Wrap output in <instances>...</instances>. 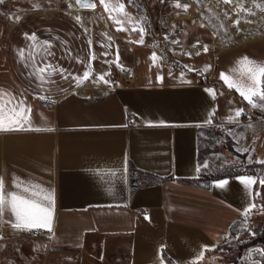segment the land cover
Returning a JSON list of instances; mask_svg holds the SVG:
<instances>
[{"label": "crops", "instance_id": "1", "mask_svg": "<svg viewBox=\"0 0 264 264\" xmlns=\"http://www.w3.org/2000/svg\"><path fill=\"white\" fill-rule=\"evenodd\" d=\"M142 1L149 27L126 0L113 11L97 0L113 41L99 28L88 41L74 20L45 11L0 26V104L30 109L25 130L0 131V179L6 196L36 186L53 198L41 264H164L162 250L168 264L214 262L230 227L259 212L264 130L240 122L248 101L221 74L249 85L243 58L264 65V35L229 42L203 12H214L209 1ZM108 59L133 64V82L108 79ZM88 78L98 86L80 88ZM213 158L245 170L212 175L222 167ZM130 166L146 182L131 194ZM248 176L256 183L245 187ZM14 221L6 210L0 228Z\"/></svg>", "mask_w": 264, "mask_h": 264}, {"label": "rangeland", "instance_id": "2", "mask_svg": "<svg viewBox=\"0 0 264 264\" xmlns=\"http://www.w3.org/2000/svg\"><path fill=\"white\" fill-rule=\"evenodd\" d=\"M21 1V5L23 6H26V1H31L34 5V7L31 8L33 12L45 11L47 13H53L57 15H66L69 20L75 21V19H73L75 17H73L72 14L69 13L70 10H75L74 8H69V5L73 4V1ZM122 1L125 0H107L110 11H113V9L116 8L115 3H120ZM205 1H209L211 3V7L212 5L214 6V12L210 13L208 11L209 5L204 8L203 12L212 20V22H214L215 25H217V27L221 29V33L228 38L227 40L229 42L239 41L241 35H244L246 33V30L248 29L253 31L251 33H246L245 36L253 37L264 35V14L262 13V11L264 10V1L257 2L258 0H235L237 1L236 8H233L229 4V2L233 0H229V2L227 3H225V0ZM24 9L26 10L28 8L24 7ZM23 14L24 13L19 14L18 19ZM237 21L238 23H236ZM105 67L107 70L109 69L108 65H105ZM84 84L88 86V88H92L98 86V81L96 78H88L87 81L84 82ZM255 114L258 116L262 115L260 109H256ZM254 115H250L248 117H245L244 115V118L246 123L255 124V132L252 134H258L261 130H264V119H262L260 123H258L257 121L250 122L249 120ZM207 152H215V148H212V150L208 149ZM215 163L222 165V163L217 158H213L209 162V164ZM206 164H208V162ZM244 170L245 168L243 169V171ZM229 172L233 171L231 169H228V167L222 165L219 171H214L211 174L217 175L220 173ZM259 192L261 202L257 204L259 212L255 216L254 220H249L247 219V217H243L230 227L225 235V240L223 241V243L218 247V249H215L211 253L212 259L215 260L214 262L205 259L193 264H227L229 261H233L235 264H255V261L249 260L257 258L262 259V255L260 254V252L264 251V248L262 247L260 241L257 242L258 238H255V235L257 234V232L264 229V186H261ZM244 226H246V229H244ZM0 237H2V239H0V264H41L40 260H38L31 251L32 242L28 238H26V236L10 235V232L8 230L0 228ZM3 243H6L5 246H3ZM17 243H20V245L18 246ZM258 264H261V262H259Z\"/></svg>", "mask_w": 264, "mask_h": 264}, {"label": "snow or ice", "instance_id": "3", "mask_svg": "<svg viewBox=\"0 0 264 264\" xmlns=\"http://www.w3.org/2000/svg\"><path fill=\"white\" fill-rule=\"evenodd\" d=\"M3 0H0L2 3ZM77 4L81 7L94 8L95 5L92 4L91 0H76ZM229 0H225V3ZM100 3L108 10L109 5L106 3V0H100ZM123 4L120 5V10L123 11ZM175 7H184L187 9V5H181L179 2L175 4ZM79 19V18H78ZM238 23V21L236 22ZM143 30H141L142 32ZM26 38L34 40L35 34L28 36ZM142 42V41H141ZM199 42L197 41V44ZM196 47V45H193ZM205 52L208 51L207 46H204L203 49ZM199 54V53H197ZM152 59H156V55L153 54ZM243 60L246 62L245 65L241 68V74L246 75L250 81L249 85L241 86L238 82L232 81L228 76L221 74V79L224 80L229 88H235L240 95L248 101L249 104H252L253 107H256L257 104L254 103V98H259L260 101H264V88L259 87L261 84H264V65H257L254 61L249 60L247 57H244ZM43 71V70H41ZM85 78L88 76V73L84 74ZM159 79V77H158ZM107 83V81H105ZM211 94L212 89H207ZM4 93L0 90V96H3ZM43 99V97H42ZM30 109L23 105V102H19L14 108L10 109L6 114L3 108V105L0 104V131H17L25 130L23 125L27 121V116L25 115ZM242 110H238L236 115H241ZM5 120H7L8 126H5ZM31 130V129H28ZM39 131L40 129H35ZM50 130V129H49ZM264 163V161H261ZM206 166V165H205ZM239 180L245 187H249L256 183V179L253 177H239ZM228 182L225 180L219 181L216 185L217 187L224 188ZM261 186H264V179L259 180ZM17 187H21L19 184ZM24 193H29L26 197L18 193L12 192L7 193V196L4 195V182L0 179V216H2L6 210L10 211L12 216L15 217V221L11 222V227L20 230L26 229L31 231L32 229H42L47 228L51 231V221H52V201L53 198L51 194H45L43 190H39L36 186L23 187ZM250 207H255L251 205ZM247 214V211L245 212ZM2 239V237H0ZM207 249V246H205ZM260 254L264 256V251H261Z\"/></svg>", "mask_w": 264, "mask_h": 264}, {"label": "built area", "instance_id": "4", "mask_svg": "<svg viewBox=\"0 0 264 264\" xmlns=\"http://www.w3.org/2000/svg\"><path fill=\"white\" fill-rule=\"evenodd\" d=\"M126 1L135 7L143 23H145V25L149 27L147 11L145 9V5L143 1L142 0H126ZM21 2H22L21 0H3V2L0 3V26L3 30H6L8 27L15 24L18 21L19 14L24 13L25 15H28L36 12V11L33 12V10L31 9L32 7H34L31 1L30 2L26 1V6L21 5ZM94 5H95L94 8H88V7L76 6L75 4H70L69 8L72 9L74 8L79 12V19L76 18L74 19L76 23L80 26V28L83 30L84 36L88 41H91L93 39L95 28H99L101 30L106 40L113 41L115 36L112 35L109 22L105 18L102 8L100 4L97 2V0H95ZM24 7L28 9L25 10ZM148 30H149L148 33L151 34V29L149 28ZM121 40L123 41L124 45L127 48L131 47V43L129 41L123 38ZM107 64L109 69L106 71V77L108 79H112L113 76L115 75L119 80L123 81L125 84L133 82L134 80L133 64L129 62H125L122 59H118V60L108 59ZM43 103L47 104L48 101L43 100ZM263 104L264 101L261 102L259 106L256 107H253V105L249 103L244 104L245 117L254 115L256 109H260L262 115L258 116L255 114L249 120L250 122L257 121L258 123H260V121L264 119ZM240 122H246V121L245 119H243V121ZM211 123L215 124L216 122H211ZM224 166L228 167V169H231L233 172H241L244 169V166L242 164L227 158H226V162L224 163ZM127 173H128L127 188L129 194L133 193L136 189L146 184V182L143 179L138 178V171L135 166L128 167ZM135 211L138 212L141 211V209H136ZM1 229L8 230L10 232V235L26 236V238H28L32 242L31 251L36 256V258L40 260V262L42 261V257L46 249H48V240L51 236V231L45 228L32 229L31 231H28L26 229L16 230L12 227H3ZM244 229H246V226H244ZM5 244L6 243H3V246H5ZM17 244L18 246L20 245V243ZM162 251H163L162 252L163 263L164 264L172 263L173 259L166 253L165 250Z\"/></svg>", "mask_w": 264, "mask_h": 264}, {"label": "bare ground", "instance_id": "5", "mask_svg": "<svg viewBox=\"0 0 264 264\" xmlns=\"http://www.w3.org/2000/svg\"><path fill=\"white\" fill-rule=\"evenodd\" d=\"M69 1L71 2L72 0H69ZM259 1H261V0H258L257 2H259ZM254 3H256V2H254ZM73 4H74V3H73ZM229 4H230L233 8H236V6H237V1H235V0L230 1ZM260 4H261V3H260ZM256 6H257V5H256ZM69 13H71L72 16L75 17V18H79V12H78L77 10H70ZM80 88H88V86H86L85 84H82V85H80Z\"/></svg>", "mask_w": 264, "mask_h": 264}, {"label": "trees", "instance_id": "6", "mask_svg": "<svg viewBox=\"0 0 264 264\" xmlns=\"http://www.w3.org/2000/svg\"><path fill=\"white\" fill-rule=\"evenodd\" d=\"M257 234L255 235V238H258L257 242L260 241V243L262 244V247L264 248V229L262 231L257 232ZM261 260L264 261V256H262V259ZM262 264H264V262Z\"/></svg>", "mask_w": 264, "mask_h": 264}, {"label": "water", "instance_id": "7", "mask_svg": "<svg viewBox=\"0 0 264 264\" xmlns=\"http://www.w3.org/2000/svg\"><path fill=\"white\" fill-rule=\"evenodd\" d=\"M73 3L76 5V6H80L79 4H77L76 0H72ZM92 4H95V0H91ZM81 7V6H80ZM262 13L264 14V10L262 11Z\"/></svg>", "mask_w": 264, "mask_h": 264}]
</instances>
